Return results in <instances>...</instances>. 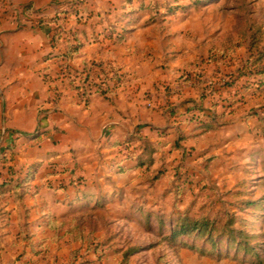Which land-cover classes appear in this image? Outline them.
Segmentation results:
<instances>
[{
	"label": "crops",
	"instance_id": "obj_1",
	"mask_svg": "<svg viewBox=\"0 0 264 264\" xmlns=\"http://www.w3.org/2000/svg\"><path fill=\"white\" fill-rule=\"evenodd\" d=\"M71 2L0 0V184L8 180L10 184L0 192V264H97L110 258L120 264L121 255L103 244L106 234L97 237L77 217L96 213L103 196L114 192H100L92 184L129 173L142 180L162 170L161 178L176 163L193 168L183 161L190 157L186 145L200 144L209 133L241 118L221 113L222 90L206 91L208 84L196 77L198 63L192 66L188 60L186 66L180 61L186 63L188 51L171 59L175 64L170 75L145 82L156 66L142 57L148 44L136 41L138 28L150 27L158 18L141 8V0H84L80 22L67 17L69 39L53 48L52 24L37 27V19L48 21L71 11ZM26 6L36 13L25 12ZM162 17L170 21L175 15ZM116 36L122 39L117 41ZM77 42L82 47L65 65L59 55ZM99 62L121 70L126 83L142 82L130 92L115 90L107 99L95 95L82 108L71 88L78 84L73 83L74 72ZM56 86L65 87L57 103L52 95ZM145 96L165 109L146 108ZM252 129L249 132L256 137L257 128ZM141 140L153 145L150 166L139 165ZM194 150L198 154L190 160L203 161L206 150ZM78 179L85 185H72ZM70 221L81 225L82 234ZM69 239L75 248L66 257L52 249Z\"/></svg>",
	"mask_w": 264,
	"mask_h": 264
},
{
	"label": "rangeland",
	"instance_id": "obj_2",
	"mask_svg": "<svg viewBox=\"0 0 264 264\" xmlns=\"http://www.w3.org/2000/svg\"><path fill=\"white\" fill-rule=\"evenodd\" d=\"M159 1L166 2L168 6L147 11L158 19L150 27H139L136 39L138 43L148 44V49L141 53L142 57L156 66L148 73L149 78L144 79L145 82L150 83L152 78L164 79L170 75V66L175 64L171 59L188 51L190 57L186 58V63L183 58L180 61L186 66L188 60H192V66L193 62L198 63L196 77L208 84L206 91L210 92L214 88L222 90L223 96L221 95V102L218 104L221 113L241 118L231 126L209 133L200 144L191 141L186 145L187 155L190 157L185 155L189 160L185 158L183 161H186V165L194 166L193 168L181 167L182 164L175 162L176 165L168 169V174L161 178L162 170L155 174L151 172L150 177L142 180L134 173H129L122 177L113 175L110 181L104 177L101 183L94 182L91 187L95 190L114 192L103 196V205L96 213H80L77 217L97 237L105 233L107 237L112 235L120 246L139 248L127 264H264V137L261 134L264 76L255 74L256 71H249L250 75H242L236 81L237 87L232 90L225 85L229 81H235L249 63L252 35L258 34L259 42L256 47L259 51L255 52L264 51V0ZM168 8H176L172 14L175 18L170 21L162 19V16L168 15ZM14 11V15H19L17 9ZM24 11L26 12L25 9ZM223 53L225 60L220 57ZM99 64L97 73H101L103 69L107 72L108 68L111 70L109 76L117 77L109 81V84L107 76L100 79L101 88L107 90L108 87L110 91L108 96L115 90L130 92L142 82L133 80L132 84L126 83L127 77L121 70L107 67L105 63ZM71 88H74L78 96L79 106L88 107L83 103L82 92L76 88V84ZM64 92L65 87L56 86L52 91L53 101L57 103L61 100ZM143 99V104L148 109H165L163 104L154 101L152 97L145 96ZM252 113H255V117ZM253 126L257 128L256 137L255 133L249 132ZM194 146L197 150H206L205 158L212 154H219L221 157L213 160L204 158L194 164V160H190L193 155L198 154ZM253 152L257 154L253 155ZM190 171H197L200 175ZM72 185L78 187L85 184L76 180ZM252 201L259 203L248 206L247 202ZM184 215L192 220L213 222L216 228L231 222L235 228L251 237L248 242L256 248L262 262L243 250L239 254L231 251L238 257L229 255V250L225 247L226 241L220 250V259L183 248L181 243H171L169 231L161 232L159 223L162 220L168 225ZM193 239L183 238L181 242L187 240L192 243ZM73 248L75 244L71 239L63 240L55 249L52 247L55 251L58 249L56 252L63 257ZM208 250L209 253L216 254L209 247ZM118 260L110 258L97 264H119Z\"/></svg>",
	"mask_w": 264,
	"mask_h": 264
},
{
	"label": "trees",
	"instance_id": "obj_3",
	"mask_svg": "<svg viewBox=\"0 0 264 264\" xmlns=\"http://www.w3.org/2000/svg\"><path fill=\"white\" fill-rule=\"evenodd\" d=\"M145 0H141V8L142 9H148V10H157L159 7H166L168 6L165 3L160 6V3L154 2L152 0H148L149 4L145 6L144 4ZM73 11H67L63 12L61 14L56 15L54 18L46 21L42 19H38L37 21V27H42L43 25H50L52 24V38H51V46L53 48L58 47L60 42H66L69 38L66 37L65 33L69 34L70 32L66 30V23L65 20L69 16H75L77 17L78 21L80 22L78 16L80 14V6L84 3V0H74L73 1ZM169 10V15H172L175 13L176 8H168ZM25 10L29 14H35L36 11L33 9L32 6H26ZM67 34V35H68ZM117 41H120L122 38L117 37ZM74 38V42H76ZM258 41V34H254L250 38V59L249 63L244 67L243 72H241L234 80L235 81H229L225 85L229 87H235V84L237 83L236 81L241 79L242 75L244 76L245 74H249V71H256L255 74H260L264 76V51L261 52H255L259 51L258 48L256 47V43ZM82 44L80 42H77L73 47L64 54L59 55L62 61H64L65 65L68 63L69 59L72 57V53H75L79 48H81ZM257 46H259L257 44ZM228 51V49H227ZM220 57L225 60V55L224 53L220 55ZM98 65L100 64H92L90 68H83L82 70H78L74 72V77L75 80H77L78 84H76V88L82 92V98H83V103L85 105H89L90 100L93 96L95 95H100L101 97H105L106 99V91H107V98L108 93L110 92L108 87L107 90H103L100 86V79L104 78L107 76V84H109V81H113L116 79V76L110 77L109 72L111 70H108L107 72L105 69L101 73L98 72ZM116 71V70H115ZM72 72V71H71ZM70 72V73H71ZM104 76V77H103ZM70 77V75L68 76ZM104 83V82H103ZM212 88V87H211ZM211 93H214V89H211ZM55 92V91H54ZM56 97V96H55ZM261 122L263 125V130L261 131L263 137H264V117L261 118ZM141 145H142V150L143 153L139 157V165L141 166H150L153 163V158L152 154L154 152L153 145L146 141V140H141ZM33 175H29L25 181H29ZM9 180L4 181L3 183L0 184V192H3L4 189L9 186ZM21 185L18 184L16 187H20ZM259 202H247V205H255L258 204ZM162 221V220H161ZM159 223L161 232H168L169 231V240L173 244L181 243L183 248H187L193 251L199 252L203 256H213L217 259L221 258V248L223 246L224 241L227 242L225 247L229 250V255L234 254H239L240 251H244L247 253V255H250L255 258L256 260L262 262L258 254L256 253V248L254 246H251L248 242V240L251 238L249 235L245 234L243 231H240V229H237L233 226V224L226 223L223 227L221 228H216L214 226L213 222H210L208 220L204 219H198V220H192L188 217L180 216L177 219H174L171 221L170 224L166 225L165 222ZM71 226H73V229L77 232L82 234L81 230V225H74L73 222H69ZM72 229V230H73ZM194 238L192 243H189L187 240L185 242H181L183 238ZM180 241V242H179ZM200 242V244H198ZM104 245L109 246L115 253H119L122 257V260L120 264H127L132 256H134L139 248L135 246H120L116 244L114 241V237L110 235L109 237L105 236V239L103 241ZM208 247L216 254L209 253ZM232 250L235 251L231 252ZM211 251V250H210ZM235 257H238L236 255Z\"/></svg>",
	"mask_w": 264,
	"mask_h": 264
}]
</instances>
